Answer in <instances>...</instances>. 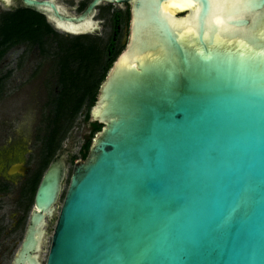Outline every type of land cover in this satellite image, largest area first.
<instances>
[{
  "label": "water",
  "instance_id": "obj_1",
  "mask_svg": "<svg viewBox=\"0 0 264 264\" xmlns=\"http://www.w3.org/2000/svg\"><path fill=\"white\" fill-rule=\"evenodd\" d=\"M23 1L71 25L100 0L70 17ZM129 1L124 48L89 109L102 126L73 160L45 264H264V0ZM65 152L42 175L14 264H39L29 252Z\"/></svg>",
  "mask_w": 264,
  "mask_h": 264
},
{
  "label": "flooded vegetation",
  "instance_id": "obj_2",
  "mask_svg": "<svg viewBox=\"0 0 264 264\" xmlns=\"http://www.w3.org/2000/svg\"><path fill=\"white\" fill-rule=\"evenodd\" d=\"M44 1L52 2L58 9L60 15L70 17L78 16L83 13L93 0ZM44 8L50 12L53 10L48 5H45ZM130 8L131 2L129 0H122L120 2L100 0L98 3L92 6L90 12L84 19L72 22L71 25H64V22L59 21L53 15L48 16L45 13H41L36 9L27 6L23 0H0V13L7 11H29L31 12L32 22L34 23V25L37 26V24H41L44 26V29L38 31L39 36H41L39 42H41L42 44L43 51L36 44L20 42L15 45L17 46L27 44L37 48L40 56L51 58V64L53 63V66L55 65L52 58L53 53L51 50L53 45H58L59 43H66L69 41L73 42L76 40H84L87 37L94 38L103 47L112 45V48H108L109 53L119 49L118 53L116 54L117 56L119 52L124 48V44L122 43L123 39L128 37ZM34 12L41 14L42 18L34 15ZM40 20L42 21L41 23H39ZM82 24H88L90 27L79 30L66 28L81 26ZM98 26L100 28H108L105 39L101 37V31H98L99 29H96V27ZM56 72L57 71L54 68L52 72L54 76L53 83L45 85L47 92L51 91V93L47 96L48 99L43 102V105L49 110L52 103L51 96H53L54 93L60 90V86L57 83L58 78ZM9 74L10 73L0 74V92L3 91L4 84L9 77ZM47 119L48 118L45 119L46 123L48 122ZM46 123L43 126L44 130L46 129ZM89 130L90 127L88 124V131ZM42 135H44V133H42L41 136ZM86 136L87 135L84 134V136L82 137L79 151L82 148ZM41 138L42 137H40L39 139V146L35 148V150L27 148L26 146L22 147V145H20L14 139H11L10 141L7 140L8 142L6 141V145H3L2 142H0V146H2L0 147V264H5V262L7 261V264L15 263V257L18 256V253L21 249V243L24 239L31 211L34 208V197L37 186L48 165L58 156L59 152L63 149H65L66 152L61 157L66 167L69 152L71 150L70 142L66 146H63L61 144L60 148L56 151L54 156L49 160L48 164L44 167L37 181L38 172L43 167V163L45 161V157H43L42 155L43 149L42 143L40 141ZM36 139L37 137L34 138V140ZM2 151H4V154L2 153ZM29 160L30 162H33L31 165L29 164ZM19 161L23 162L25 169L22 171L17 167V169L13 172H9L10 168L19 163ZM66 170L67 169L65 168V174ZM63 181L64 178L62 180V183ZM28 211L29 215L25 222V227H22ZM46 220H48V218H46ZM40 249L38 251L29 252V255L30 257H32V255L38 254L37 258L39 264H43L42 258L40 257ZM24 264L32 263L29 260L25 259Z\"/></svg>",
  "mask_w": 264,
  "mask_h": 264
},
{
  "label": "trees",
  "instance_id": "obj_3",
  "mask_svg": "<svg viewBox=\"0 0 264 264\" xmlns=\"http://www.w3.org/2000/svg\"><path fill=\"white\" fill-rule=\"evenodd\" d=\"M34 15L42 18L39 13L34 12ZM42 29L43 25H34L29 11L0 13V60L10 47L20 42L36 44L43 51L38 33ZM108 48H112V45L103 47L94 38L88 37L53 45L52 58L60 90L51 96L48 122L40 140L45 161L38 172L37 181L83 108H86L83 120L89 124L90 130L79 151V157H86L94 133L102 126L89 120V109L95 101L99 84L119 51L117 49L109 53Z\"/></svg>",
  "mask_w": 264,
  "mask_h": 264
},
{
  "label": "rangeland",
  "instance_id": "obj_4",
  "mask_svg": "<svg viewBox=\"0 0 264 264\" xmlns=\"http://www.w3.org/2000/svg\"><path fill=\"white\" fill-rule=\"evenodd\" d=\"M96 29L101 31V37L105 39L108 28L98 26ZM53 70L54 66L53 63L51 64V58L40 56L35 47L27 44L15 45L7 50L0 61V74L10 73L3 91L0 92V142L3 145L14 139L22 147L26 146L35 150L39 146V139L44 132L45 119L49 117V109L44 107L43 102L48 99L47 96L51 91L47 92L45 85L53 83ZM85 111L86 108H83L76 116L68 135L61 143L66 146L70 142L71 150L67 160V170L62 189L54 203V210L50 219L46 220V233L40 249L43 264L48 254L53 229L68 187L73 159L79 156L82 137L84 134L88 135L89 133L88 124L83 120ZM36 137L37 139L34 140ZM2 153L4 154V151ZM28 215L29 211L25 216L22 227H25ZM7 263L8 261L5 262V264Z\"/></svg>",
  "mask_w": 264,
  "mask_h": 264
},
{
  "label": "bare ground",
  "instance_id": "obj_5",
  "mask_svg": "<svg viewBox=\"0 0 264 264\" xmlns=\"http://www.w3.org/2000/svg\"><path fill=\"white\" fill-rule=\"evenodd\" d=\"M87 27H90V26H87ZM87 27H86V28H87ZM86 28H84V29H86ZM53 207H54V206H53Z\"/></svg>",
  "mask_w": 264,
  "mask_h": 264
}]
</instances>
